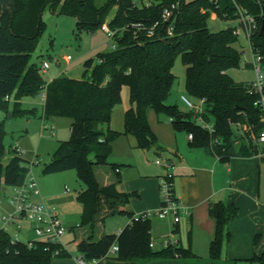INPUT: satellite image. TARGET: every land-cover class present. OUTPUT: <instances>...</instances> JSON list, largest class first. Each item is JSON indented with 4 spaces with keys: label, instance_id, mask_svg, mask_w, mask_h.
I'll return each mask as SVG.
<instances>
[{
    "label": "trees",
    "instance_id": "trees-1",
    "mask_svg": "<svg viewBox=\"0 0 264 264\" xmlns=\"http://www.w3.org/2000/svg\"><path fill=\"white\" fill-rule=\"evenodd\" d=\"M236 2L255 15L259 26L262 25L264 3L256 0ZM173 3H179L174 17L163 22V8ZM115 7L116 14L108 26L116 31L113 37L116 48L110 47L100 53L97 61L93 58L85 61L80 79L58 77L46 82L41 65L31 62L44 31L45 10L50 8L53 12L74 16L79 28L95 29L103 27ZM212 11L223 19L238 16L232 0H218L217 3L211 0H152L150 7L143 2L138 6L135 0H105L100 7L96 0H0V111L12 117L34 114L33 110L21 108L20 100L44 89L42 118L72 119L70 138L59 143L42 172L76 170L78 179L85 185L76 198L82 206L80 225L88 228V236L77 248L88 263L97 260L96 264H146L174 258L188 264L223 263V246L231 237L229 224L238 217V208L221 202L209 207V214L216 221V233L210 243L208 263L198 259L190 247L184 248L178 243L160 249L151 247L150 218L128 223L120 234L96 238V226L104 219L105 211L107 216L127 214L130 220L136 214L119 209L135 194L118 191L119 177L112 184H100L95 167L110 164L113 143L123 134L132 135L137 146L143 149L157 145V135L148 119L150 110L157 114L167 113L176 130L193 134V145L204 147L221 159L231 154L234 125H244L257 133L261 130L259 110L254 105V97L247 93L246 83H237L228 74L231 68L239 67L241 61V53L235 46L238 40L235 27L211 31L208 20ZM133 22H143L146 26L160 22V25L156 34L149 36L146 30L131 27ZM170 26L173 27L172 36H168ZM260 35L258 33L256 39H264ZM178 56L186 66L187 93L197 100L205 98V117L215 120L217 135L223 140V145L215 147V152L211 150V135L194 121L193 114L182 113L177 105L166 102L176 81L172 69ZM124 85L129 86L131 95L124 131L110 128L104 131L101 125H110L113 107ZM6 136L3 120L0 121V195L4 186L24 184L30 173L16 147L7 149ZM110 165L116 169L114 163ZM69 231H74V227ZM114 244L119 251L108 257ZM70 256L66 246L60 243L37 241L30 248L23 241L13 242L6 233L0 235V264H52L55 258ZM247 261L264 264V250ZM238 262V259H231L224 264Z\"/></svg>",
    "mask_w": 264,
    "mask_h": 264
},
{
    "label": "rangeland",
    "instance_id": "rangeland-1",
    "mask_svg": "<svg viewBox=\"0 0 264 264\" xmlns=\"http://www.w3.org/2000/svg\"><path fill=\"white\" fill-rule=\"evenodd\" d=\"M138 3L141 0H135ZM190 2L193 0H185ZM105 0H96V5L100 7ZM116 14V7L112 9L106 18L105 24ZM45 27L42 35L38 40V46L32 53L31 62L37 63L39 66L48 61L50 68L46 71L42 70L43 77L46 82L53 77H69V78H82L85 70L84 63L88 59L98 60L100 53L110 49L114 44V40L110 38L103 27L95 29L79 28L77 19L74 16L53 12L47 8L43 14ZM239 20L237 18L223 19L215 12H211L208 20V26L211 31H220L229 27H238ZM236 48L241 53V61L239 67L231 68L228 74L237 83H247L254 79V70L248 65L252 61V52L249 42L244 34L238 37L235 43ZM71 56L70 62L66 61V57ZM173 73L176 76L175 84L167 99V104H175L182 113L190 112L189 108L182 102L181 96H188L194 103H200V100L189 96L186 90V66L183 64L181 57L178 56L173 66ZM41 89L35 95L25 96L20 100L21 108L35 111L34 114L21 115L12 117L4 111H0V121H5V128L7 136L4 143L7 149L15 147L21 148L25 153L22 154L26 160V165L30 169L29 178H33L39 190L44 194V201L47 206L55 213L63 225L67 228V232L63 237V243L66 245L69 252L73 255L78 254V248L75 242L78 235L69 231L70 227L80 229L82 206L77 201V195L85 189V185L78 179L76 170H68L59 173L44 174L42 169L46 163L51 160L53 152L58 147L61 141L70 138V126L72 119L68 117H54L48 121L43 120V106L44 100L42 99ZM13 100L11 103L10 111L13 109ZM131 106L130 88L124 85L120 92L119 100L113 107L112 122L116 128L118 126H125V113ZM148 119L151 127L159 134L160 140L172 139L174 133L186 132L178 131L172 124V118L167 113L157 114L154 110L148 113ZM211 123H215L212 118ZM50 126L54 128L55 135H52ZM108 125H101L102 129H106ZM10 155H7L9 159ZM38 158V163H33ZM161 159L156 155L153 150L143 149L136 146H130L123 141L116 144L115 155L112 160L121 166L122 174L128 171H136V165L141 172H147L148 165L158 169L163 175L167 173L166 169H162L155 164V161ZM7 160V159H6ZM112 160H109L110 164ZM108 164L106 167H111ZM99 166H96L98 169ZM100 167H105L100 166ZM45 191L48 198L45 196ZM14 192V187L4 186L0 195L1 208L0 213L11 212L13 204L9 200ZM138 202H131L130 207L137 208ZM151 236L152 239L160 236V239L154 240L155 249L162 248V240H170L172 243H177L182 240L183 245H188L189 230L185 229L183 216L181 214L180 234L172 232L174 221L171 217L160 218L153 215L151 218ZM128 222L126 216L121 214H114L108 216L105 222L102 223L100 230L106 233H113L120 227ZM31 223H27L28 228L20 233L22 241H26L27 237L36 239V235L31 230ZM10 232H14V227H10ZM98 234V232H97ZM203 258V257H201ZM209 257H206L208 259ZM248 261L241 260V264H246ZM224 264V263H222Z\"/></svg>",
    "mask_w": 264,
    "mask_h": 264
},
{
    "label": "crops",
    "instance_id": "crops-1",
    "mask_svg": "<svg viewBox=\"0 0 264 264\" xmlns=\"http://www.w3.org/2000/svg\"><path fill=\"white\" fill-rule=\"evenodd\" d=\"M54 78L56 77L49 81ZM112 120L111 123H113ZM111 123L103 130L107 131L110 128L117 132L124 131L122 126L115 128ZM234 131L231 154L222 159L208 152L204 147L193 145L188 132L176 134L172 130L171 140H160L159 134L154 131L158 143L150 148L158 157L169 159L175 164V195L182 207L185 229L189 230L188 245H183L182 240H178L177 243L184 248L190 247L196 257L206 263L210 261V243L216 233V221L210 216L209 207L216 202L238 208V217L229 224L231 237L229 243H225L223 246L221 262L225 263L231 259H238L237 264H241V260H247L255 254H261L264 250V159L261 155V147L257 146L244 125H234ZM122 141L130 146L138 147L137 141L132 135L123 134L114 141L113 154L110 160L115 155L116 144ZM156 161L155 164L158 165ZM112 163L116 165L115 170L112 166L109 168L105 165V167L99 166L98 169L95 167V171L100 184H112L119 177L118 191L135 194L126 205L119 207L121 211L139 214L160 207L159 179L163 174L158 169L148 165L147 172L143 173L136 165V171H128L122 174L121 166L113 160ZM45 196L48 198L46 191ZM41 197L44 199L42 192ZM131 202H138L139 206L132 208L130 207ZM121 215L126 216L128 222L115 232L106 233L100 230L105 219L111 216H107L105 211L103 213L104 219L96 226V238L105 234H120L130 222V216ZM180 223L181 220L179 223H174L172 230L174 234L181 233ZM73 232L77 235L79 232L75 239L78 247V243L88 236V228L80 225V229L77 230L74 227ZM153 239H160V236ZM79 257H81V253L78 251V254L73 255L71 253V256L67 258H55L52 264H79ZM206 257L209 258L206 259ZM146 264L188 263L174 258L151 261ZM246 264L250 263L247 262Z\"/></svg>",
    "mask_w": 264,
    "mask_h": 264
},
{
    "label": "built area",
    "instance_id": "built-area-1",
    "mask_svg": "<svg viewBox=\"0 0 264 264\" xmlns=\"http://www.w3.org/2000/svg\"><path fill=\"white\" fill-rule=\"evenodd\" d=\"M217 3L218 0H211ZM234 5L237 7V19L239 20L238 27L235 28L234 33L237 37L244 34L247 38L251 52L252 61L249 62V66L254 70V79L246 83L247 93L254 97V105L258 108L260 114V124L262 125L261 130L257 133L251 128L246 127V131L250 132L252 139L261 147V155L264 156V39H256L258 33L261 34V26H259L258 18L253 15L249 10L240 7L236 0H232ZM259 4H263L264 0H256ZM138 6L143 2L146 7L152 5V0H141L140 3L135 1ZM179 3H173L163 8L161 18L163 22H169L175 15ZM160 25V22H156L151 26H146L143 22H133L131 27L146 30L149 36L156 34V29ZM104 30L108 36L113 39L116 34L115 30L109 28L107 24L103 25ZM168 36L173 35V27L168 28ZM261 37L264 34L260 35ZM112 49H115V44L111 45ZM67 62L72 60L71 56H67ZM42 70L46 71L50 68L48 61H44L41 65ZM46 94L42 92V99L45 100ZM182 102L189 108V111L193 114L194 121L201 126L204 130L208 131L211 135V150L215 152V147L223 145V140L217 135V129L215 123H211L205 117L206 114V100L205 98L200 99V103H194L188 96H181ZM50 128V126H45ZM52 135H55L53 127L50 128ZM189 138L193 140V134H189ZM16 152L19 155L25 152L16 147ZM38 158L33 163H38ZM158 165L165 168L167 173L160 177L159 186L161 194V205L156 210H148L142 213L136 214L134 219H131L129 223H133L134 220L149 219L153 215L159 216L160 218L171 217L175 223H179L181 220L182 207L173 192L174 186V169L175 164L173 161L165 158L158 159L156 161ZM11 203L14 205L11 212L0 213V235L6 233L10 236L13 242L22 241L20 233L24 232L28 228L27 223H31L30 229L36 235V239L27 237L26 243L28 247H34L37 241H47L51 243L63 244V237L67 232V228L63 225L61 220L58 218V214L49 208L41 197V192L37 186L36 181L33 178L27 179L24 184L14 187V192L9 198ZM1 208V200H0ZM10 227H14V232H10ZM162 247H168L172 243L170 240H162ZM176 244V243H175ZM151 247H155L154 242L150 244ZM119 247L114 244L108 251L107 256L111 257L117 254ZM79 264H96L98 261L93 260L92 262H86L83 257H79Z\"/></svg>",
    "mask_w": 264,
    "mask_h": 264
},
{
    "label": "water",
    "instance_id": "water-1",
    "mask_svg": "<svg viewBox=\"0 0 264 264\" xmlns=\"http://www.w3.org/2000/svg\"><path fill=\"white\" fill-rule=\"evenodd\" d=\"M261 34H264V21L262 23V26H261ZM183 115H180V117L182 118Z\"/></svg>",
    "mask_w": 264,
    "mask_h": 264
}]
</instances>
